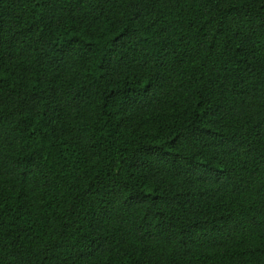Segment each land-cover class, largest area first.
I'll return each instance as SVG.
<instances>
[{
	"label": "trees",
	"instance_id": "trees-1",
	"mask_svg": "<svg viewBox=\"0 0 264 264\" xmlns=\"http://www.w3.org/2000/svg\"><path fill=\"white\" fill-rule=\"evenodd\" d=\"M0 264H264V0H0Z\"/></svg>",
	"mask_w": 264,
	"mask_h": 264
}]
</instances>
